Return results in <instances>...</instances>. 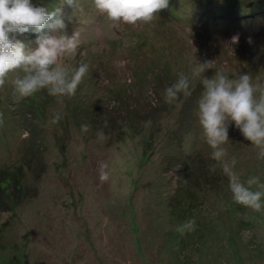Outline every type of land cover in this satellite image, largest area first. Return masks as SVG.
<instances>
[{"label":"rangeland","instance_id":"obj_1","mask_svg":"<svg viewBox=\"0 0 264 264\" xmlns=\"http://www.w3.org/2000/svg\"><path fill=\"white\" fill-rule=\"evenodd\" d=\"M30 2L49 11L60 6V0ZM240 3L169 0L150 24L136 25L110 21L93 0H79L77 9L63 5V32L78 29L81 43L62 63L70 69L89 65L75 95L48 100L47 90H41L21 98L10 83L17 73L0 89V196L8 206L0 213V255L9 264H264V207L255 212L239 204L232 212L225 204L232 195L223 171L219 189L205 185L196 210L207 228L201 237L215 249H200L188 231L180 234L188 250L177 249L184 240L176 228L189 220L187 211L172 210L183 194L179 161L193 150H206L195 114L200 79L191 80V94H181L173 110L162 104L164 90L180 72L189 74L193 61H215V69L203 74L209 78L215 70L230 78L250 74L253 83L264 78V18L245 22L237 10L230 14ZM38 35L30 31L10 39L35 47ZM234 35L237 44L231 43ZM39 107L43 112L36 117ZM57 112L67 122L51 123ZM82 124L89 125L87 133ZM37 126L38 158L26 149L32 146L26 136ZM100 131L107 137L103 142L97 139ZM228 135L222 146L232 149L224 159L235 158L233 172L241 182L252 176L264 182L257 149L234 122ZM23 161L28 165L20 184L12 174ZM105 163L109 179L101 182L99 167ZM224 232L228 240L221 237Z\"/></svg>","mask_w":264,"mask_h":264},{"label":"clouds","instance_id":"obj_2","mask_svg":"<svg viewBox=\"0 0 264 264\" xmlns=\"http://www.w3.org/2000/svg\"><path fill=\"white\" fill-rule=\"evenodd\" d=\"M65 4L75 9L80 7L79 0H60V6L52 11L41 7V4L34 6L30 0H0V89L4 88L10 74L17 73L10 83L14 93L21 98L31 97L41 90H47L48 100H51L50 96L62 98L75 95L89 71V65L81 62L78 67L70 69L62 63L63 57L76 54L81 43L78 29L71 35L63 32L66 28L62 19ZM93 4L110 21L136 25L150 24L157 13L169 7V0H93ZM196 11L193 15L197 14ZM45 29L61 30L62 34H43ZM30 31L41 34L37 36L35 47L18 39H10V34ZM238 42V35L231 37L232 44ZM248 42L251 43V38ZM215 67V61H193L189 74L180 72L178 79L164 90V101L173 104L181 94L190 95L191 80L200 79L203 91L197 101L195 114L204 140L213 150L211 158L220 164L223 173L229 178L233 201L260 212L264 207L261 202L264 182H261L259 176L241 182L232 170L236 164L235 158L231 163L225 161L227 153L222 145L229 142V126L234 122L235 128L257 149L258 158L264 160V78L257 77L253 83L250 74H238L230 78L219 70H215L210 78L203 75L206 70ZM38 109L33 114L36 117H39L37 113L43 112L40 107ZM61 118L57 112L51 123L55 124ZM81 131L87 133L89 125L82 124ZM97 139L103 142L107 137L100 131ZM107 169L106 163L99 167L101 182L109 179ZM215 170L216 165H212L210 171ZM194 228L195 220L190 219L178 226L176 231L183 235Z\"/></svg>","mask_w":264,"mask_h":264},{"label":"trees","instance_id":"obj_3","mask_svg":"<svg viewBox=\"0 0 264 264\" xmlns=\"http://www.w3.org/2000/svg\"><path fill=\"white\" fill-rule=\"evenodd\" d=\"M240 1H241V3H240V5H237L238 6L237 9L231 10L229 12L230 14L234 15L236 13V10H237L238 12H240V14H241L240 16H244L245 19L247 17V21H245V22H248L249 19L256 21V20H261L264 18V11L263 12L261 11L262 9H264V3L263 4L261 2L259 3L258 0H240ZM252 2H255V4L257 6H251L253 4ZM249 4H251V5H249ZM248 6H251V7H248ZM243 8H245V9H243ZM259 10H260V12H258ZM253 61H255V60L253 59ZM117 87H120V86H117ZM120 92H122L121 89H120ZM195 93L197 94V92H195ZM162 104L165 108L168 109V111H171L174 108V104H167V103H165V101H162ZM62 120L64 122L65 121L67 122V119L64 117H62ZM36 130H33L30 133V135L28 134L26 136V139L32 142V146H30L26 149H27V151H29L32 154V156H37V158H38V156L40 154L41 146H40V140H38L37 137L41 132V127L37 126ZM28 136H29V138H28ZM199 139H201V138H199ZM203 142L205 143L206 150L202 148L200 153L195 152V150H193V153H191L190 155L187 154L184 156L183 155H177V153H176L177 156H183L184 157L181 161H179L180 164L184 167V172H183V176L181 178L180 188H179L180 190H183L182 191L183 194L181 193V196H178V198L176 199V205L175 204L173 205L172 210H174L178 207V209H180L181 211H184V210L187 211V214H184V215L188 216V214H189L188 219L189 220L190 219L195 220V228L193 231H190L191 232L190 234L193 235V238L195 241L199 242L200 249L209 250L210 252H212L215 248L211 247V245L209 243L210 241L206 242L205 241L206 239L201 237L203 232L207 228L204 225L205 221L197 215L196 210H197L198 206L201 207V202H203L202 197H201V192L206 190V186L212 184V185H215L217 187V189H219L217 180L220 178V176L222 177V168L220 167V164L218 162L214 161L211 158L210 153L204 152V151H207V152L211 151L210 146L207 145V143L204 140V137H203ZM193 145H195V144H193ZM222 147L228 148L227 155H231L232 149L230 147H228V146H222ZM28 162H30V159H28ZM27 165H28V163L23 161L21 163V165L18 166L19 172H17V173H13V169H11V171L13 173L12 175L18 180V182H20V184H22L26 180V175L22 172V170ZM212 165H216L215 172L210 171V168ZM15 189L17 190V187ZM11 191H12V189H11ZM228 194L232 195L231 191H229ZM8 198H11V197L9 196ZM2 200H3V197L0 196V213L5 208H8V206H6L7 204L2 203L3 202ZM6 200L8 203V199H6ZM186 202H190V205L193 207V208H190L191 211H189L188 206L185 205ZM223 203H225V202L223 201ZM225 204L228 206H231V208H233L232 212H235L237 210L236 207L240 206L239 204H237L233 201V198H228ZM185 206H187V207H185ZM243 220H244V218H241V221L239 222V224H241V222ZM222 235H225V236H221L223 239H227L226 236H228V234H226L224 232ZM177 237L182 239L180 233L178 234ZM182 240H184V242H182V245H180V244L176 245L177 249H178V247H180L179 251H184V248L186 250H188V248L186 246V242H185L186 236H184ZM182 247H184V248H182ZM182 257H183L184 261H186V259H185L186 256H182ZM180 258H181V256H180ZM0 261L3 263L9 264L8 258L4 257L3 255H0Z\"/></svg>","mask_w":264,"mask_h":264}]
</instances>
